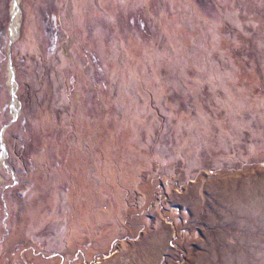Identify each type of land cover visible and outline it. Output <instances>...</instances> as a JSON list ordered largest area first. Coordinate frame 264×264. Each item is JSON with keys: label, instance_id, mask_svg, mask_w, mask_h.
<instances>
[{"label": "rangeland", "instance_id": "374dc122", "mask_svg": "<svg viewBox=\"0 0 264 264\" xmlns=\"http://www.w3.org/2000/svg\"><path fill=\"white\" fill-rule=\"evenodd\" d=\"M11 2L0 264H264V0Z\"/></svg>", "mask_w": 264, "mask_h": 264}, {"label": "bare ground", "instance_id": "6f19581e", "mask_svg": "<svg viewBox=\"0 0 264 264\" xmlns=\"http://www.w3.org/2000/svg\"><path fill=\"white\" fill-rule=\"evenodd\" d=\"M19 4H20V0H12V2H11V8H10V17H11L10 38L12 40H15V38L18 36V31H19V8H20ZM11 65L9 64V67H11ZM13 73L14 72L12 70H8L7 71V85H8V88L11 90V92L13 94V95L11 94L12 95V100H11V107H10L12 112H13V113L11 112L12 115H14L16 113V111L18 110V100H17V97L15 95V93H16V85H15V82L13 80V78H14ZM1 165H2V160L0 159V166Z\"/></svg>", "mask_w": 264, "mask_h": 264}, {"label": "water", "instance_id": "95a60500", "mask_svg": "<svg viewBox=\"0 0 264 264\" xmlns=\"http://www.w3.org/2000/svg\"><path fill=\"white\" fill-rule=\"evenodd\" d=\"M13 40L9 37L8 43H7V57H8V64L11 65L12 63V58H11V54H10V50H11V44H12ZM12 69L13 66L11 65ZM14 71V70H13ZM17 114L12 115L11 121L9 123H11L15 118H16ZM6 126V125H5ZM4 130V129H3ZM3 130H1L0 135L3 134ZM2 141V140H1ZM2 150H4V152L6 153V150L4 148V146H2Z\"/></svg>", "mask_w": 264, "mask_h": 264}, {"label": "trees", "instance_id": "16d2710c", "mask_svg": "<svg viewBox=\"0 0 264 264\" xmlns=\"http://www.w3.org/2000/svg\"><path fill=\"white\" fill-rule=\"evenodd\" d=\"M154 23H156L155 21H154ZM142 26H144L143 28L145 29V31L148 29V27L147 26H145L144 24L142 25ZM142 28V29H143ZM49 31H51L50 29H49ZM54 34H51L50 32V36H51V38H52V41H53V43H55L56 42V40H57V38H58V32H55V30L54 31H52Z\"/></svg>", "mask_w": 264, "mask_h": 264}]
</instances>
